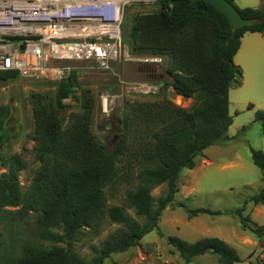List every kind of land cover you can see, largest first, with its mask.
<instances>
[{
  "label": "trees",
  "instance_id": "trees-1",
  "mask_svg": "<svg viewBox=\"0 0 264 264\" xmlns=\"http://www.w3.org/2000/svg\"><path fill=\"white\" fill-rule=\"evenodd\" d=\"M229 1L244 17L259 21L233 29L228 17L204 0H159L158 10L136 15L128 33L132 52L164 57L171 77L166 87L193 103L184 107L162 94L127 103L112 149L92 129L96 95L71 70L59 81L55 95L31 94L30 138L38 166L24 187L19 176L27 161L18 153L3 152L9 105L0 107V160L7 168L0 173V264H101L113 253L139 245L153 230L164 236L160 219L179 192L182 170L194 168L199 154L226 139L233 123L229 93L243 80V69L235 62L241 40L247 32L264 35V1L260 7L246 8ZM20 75L19 70H0V81ZM70 97L80 102V110L69 111L65 100ZM256 120L264 133L263 109L256 111ZM251 151L263 172L260 190L232 212L264 246V225L244 215L249 201L264 204V151ZM164 183L166 195L154 197L153 190ZM123 187L128 188L125 198L111 203ZM181 205L190 217L222 213ZM130 208L144 221L133 217ZM31 215L36 228L24 236L20 225ZM109 222L119 227L92 246L95 255L90 261L82 258L76 241L84 233L100 235ZM167 238L186 264L209 252L219 256V264L241 261L237 249L220 237L195 242L176 235Z\"/></svg>",
  "mask_w": 264,
  "mask_h": 264
},
{
  "label": "rangeland",
  "instance_id": "rangeland-1",
  "mask_svg": "<svg viewBox=\"0 0 264 264\" xmlns=\"http://www.w3.org/2000/svg\"><path fill=\"white\" fill-rule=\"evenodd\" d=\"M263 1L235 0L238 6H247L250 2L254 4L252 7H260ZM159 7V0H138L126 7L122 39L131 57L115 59L108 68H100L88 60L51 59L47 63L49 69L45 73L21 74L15 80L0 81V107L9 105L5 120L7 137L3 152L18 153L27 161V168L22 170L19 176L24 187L28 185L33 170L38 166L32 151L34 141L30 138L34 128L31 94L36 91L50 96L56 94L58 83L62 78L52 70V67H72L71 70L78 72L82 85L93 90L98 106L92 129L109 149H112L118 140L121 115L127 103L135 100H155L162 94L178 105L184 107L192 105L193 99L184 98L175 93L172 87H166L171 77L165 71L164 57L140 55L131 50L128 33L134 18L139 13L153 12ZM260 72L264 78V65H260ZM143 83L155 85L154 90L144 92L140 87ZM234 88L236 92L233 94L230 112L233 123L227 138L199 154L194 168L182 170L179 192L169 205L172 208L164 210L160 219V229L164 236L153 230L143 237L139 245L123 252L113 253L101 264H186L177 249L169 243L167 237L170 235L185 238L190 242L204 236H216L221 239H224L223 236L230 237L241 257V261L237 264H246L253 253L257 254L261 251L260 246H255L247 240L259 239V237L244 227L241 216L232 211L258 192L262 183L263 172L254 163L251 150L258 148L264 151L262 124L256 120V111L264 110V107L260 106L261 104L264 106V90L252 85L247 86L244 72L242 84ZM104 95L109 98L108 111L103 108ZM65 101L70 105L69 111L80 110V102L77 100L70 97ZM249 104L254 106L249 108ZM5 171L7 168L2 166L0 160V173ZM127 189L123 187L118 196L110 202L122 201ZM167 189L168 186L164 183L155 188L152 194L158 198L166 195ZM182 203L189 208L208 207L221 210L222 213H202L189 224L186 220L188 211L181 205ZM252 203L249 201L244 215H248L254 223L264 225V208L259 212L253 209ZM262 207L264 206L259 208ZM128 212L139 221H144V217L137 215L133 208L128 209ZM201 220L203 222L200 223ZM118 227V224L109 222L100 235L94 237L84 233L75 243L76 252L90 261L95 255L92 246L100 245L108 233ZM35 228L36 222L32 215L20 225L24 236H31ZM212 228V232H207ZM189 264H219V256L211 252L205 253L195 256Z\"/></svg>",
  "mask_w": 264,
  "mask_h": 264
},
{
  "label": "built area",
  "instance_id": "built-area-1",
  "mask_svg": "<svg viewBox=\"0 0 264 264\" xmlns=\"http://www.w3.org/2000/svg\"><path fill=\"white\" fill-rule=\"evenodd\" d=\"M138 0H0V70L45 73L51 59L88 60L100 68L131 57L122 39L126 7ZM148 1V0H146ZM72 67H52L64 78ZM144 92L155 85L143 83ZM109 98L103 96L108 111ZM249 264H264V250Z\"/></svg>",
  "mask_w": 264,
  "mask_h": 264
},
{
  "label": "crops",
  "instance_id": "crops-1",
  "mask_svg": "<svg viewBox=\"0 0 264 264\" xmlns=\"http://www.w3.org/2000/svg\"><path fill=\"white\" fill-rule=\"evenodd\" d=\"M253 5L254 4L248 2L247 6H239V7L246 8V7H252ZM235 62L243 68L245 78L247 77V86L252 85L254 87H258L259 89L264 90V78L262 77L261 72H260V65H264V35H263V33H261V32H247V33H245V35L243 36V38L241 40V47H240L239 51L237 52V54L235 55ZM235 89L236 88H234V87H232L230 89V101H231L230 112H231L233 94L236 92ZM260 106L264 107V106H262V104ZM206 159L208 160V158H206ZM252 204H253V209H257L259 212L261 210H263V208H264V207L259 208L261 206H264V204H262V203L261 204L252 203ZM171 208H172L171 206H168L166 209L168 210ZM199 216H200V214L193 216V217H190L188 212H187V217H186L187 223H189V224L193 223L192 221L195 218H198ZM199 222L201 223V222H203V220H201ZM248 230H250V229H248ZM212 231H213V228L209 229L207 232H212ZM245 231H247V230H245ZM253 234L255 235V233H253ZM204 237H206V236H204ZM223 238L230 245H232L233 247H236V245L234 244V242H232L233 240L230 237L227 238V237L223 236ZM183 239H185V238H183ZM247 240H248V242L252 243L255 246H258V247L260 246L261 251L264 249V246H261L259 244V239H247ZM250 261H251V259L249 257L248 262L246 264H249Z\"/></svg>",
  "mask_w": 264,
  "mask_h": 264
},
{
  "label": "water",
  "instance_id": "water-1",
  "mask_svg": "<svg viewBox=\"0 0 264 264\" xmlns=\"http://www.w3.org/2000/svg\"><path fill=\"white\" fill-rule=\"evenodd\" d=\"M195 1L198 0H192V2ZM204 1L212 4L222 13H224L228 17L233 29H238L243 26L252 25L259 21L258 18L244 17L239 11V9L229 0H204Z\"/></svg>",
  "mask_w": 264,
  "mask_h": 264
},
{
  "label": "bare ground",
  "instance_id": "bare-ground-1",
  "mask_svg": "<svg viewBox=\"0 0 264 264\" xmlns=\"http://www.w3.org/2000/svg\"><path fill=\"white\" fill-rule=\"evenodd\" d=\"M46 72V71H45Z\"/></svg>",
  "mask_w": 264,
  "mask_h": 264
}]
</instances>
